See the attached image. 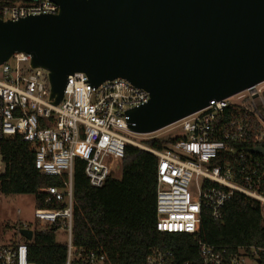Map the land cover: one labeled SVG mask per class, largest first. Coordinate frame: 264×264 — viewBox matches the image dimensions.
Segmentation results:
<instances>
[{"label": "built area", "instance_id": "built-area-1", "mask_svg": "<svg viewBox=\"0 0 264 264\" xmlns=\"http://www.w3.org/2000/svg\"><path fill=\"white\" fill-rule=\"evenodd\" d=\"M57 10L49 0H0L3 20ZM29 58L26 53H15L0 64V141L18 136L33 151V165L39 173L64 177L60 187L39 189L45 207L35 206L39 227L31 230L32 236L47 230L65 234L64 264L106 261L101 248L73 247L76 160L82 161L89 184L101 187L120 169L128 144L156 157L158 232L195 234L201 215L219 219L234 194L257 204L264 226V156L248 152L264 148V118L258 111L262 82L226 98H212L203 108L170 124L181 133L168 134L173 140L155 150L135 141L141 134L128 128L127 111L148 102L146 90L122 78L94 86L84 73L75 72L67 76L62 98L54 105L48 72L32 68ZM260 253L264 254V248L255 245L232 247L198 240L196 259L176 263L172 250L152 246L144 264H262ZM0 264H31L26 240L0 244Z\"/></svg>", "mask_w": 264, "mask_h": 264}, {"label": "water", "instance_id": "water-1", "mask_svg": "<svg viewBox=\"0 0 264 264\" xmlns=\"http://www.w3.org/2000/svg\"><path fill=\"white\" fill-rule=\"evenodd\" d=\"M49 1L56 13L0 18V64L28 54L48 72L54 105L75 72L94 86L125 79L149 93L127 111L128 128L143 135L264 82V0Z\"/></svg>", "mask_w": 264, "mask_h": 264}, {"label": "trees", "instance_id": "trees-1", "mask_svg": "<svg viewBox=\"0 0 264 264\" xmlns=\"http://www.w3.org/2000/svg\"><path fill=\"white\" fill-rule=\"evenodd\" d=\"M173 140L151 137L141 143L155 150ZM0 192L33 194L35 206L45 207L39 189L62 185L63 176L44 175L33 165V151L18 136L0 141ZM119 178L112 174L101 187L89 184L83 163L76 160L73 172V247L101 248L103 264H144L148 249L172 250L175 262L196 259L197 241L213 245L264 248V226L257 204L234 194L222 207L219 219L201 215L195 234L161 233L155 229L156 157L134 145H126L120 160ZM21 237V236H20ZM21 239H24L21 237ZM31 264H64L66 247L55 243L51 230L35 232L27 241ZM264 264V254L260 253Z\"/></svg>", "mask_w": 264, "mask_h": 264}, {"label": "rangeland", "instance_id": "rangeland-1", "mask_svg": "<svg viewBox=\"0 0 264 264\" xmlns=\"http://www.w3.org/2000/svg\"><path fill=\"white\" fill-rule=\"evenodd\" d=\"M9 63H12L10 59ZM24 64V63H23ZM259 93L262 104L259 105L258 111L264 118V82L260 84ZM169 125L153 133L136 136L135 141H143L151 137H161L166 135H177L181 130L177 127ZM4 172V163L0 158V174ZM121 170L117 169L112 175L119 178ZM35 208V198L33 194H11L4 195L0 192V244H8L21 239L17 233L20 226H27L28 229L34 230L38 228L37 221L34 218L33 211ZM54 241L58 244H64L65 234L59 230L54 234Z\"/></svg>", "mask_w": 264, "mask_h": 264}, {"label": "crops", "instance_id": "crops-1", "mask_svg": "<svg viewBox=\"0 0 264 264\" xmlns=\"http://www.w3.org/2000/svg\"><path fill=\"white\" fill-rule=\"evenodd\" d=\"M18 233V232H17Z\"/></svg>", "mask_w": 264, "mask_h": 264}]
</instances>
